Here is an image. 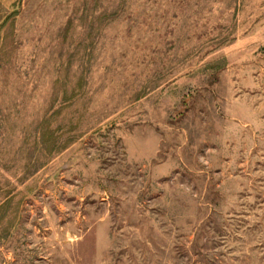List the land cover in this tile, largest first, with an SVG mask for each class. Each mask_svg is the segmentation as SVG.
<instances>
[{"label": "rangeland", "instance_id": "374dc122", "mask_svg": "<svg viewBox=\"0 0 264 264\" xmlns=\"http://www.w3.org/2000/svg\"><path fill=\"white\" fill-rule=\"evenodd\" d=\"M0 264H264V0H0Z\"/></svg>", "mask_w": 264, "mask_h": 264}]
</instances>
